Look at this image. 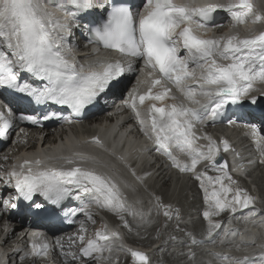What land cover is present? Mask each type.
I'll use <instances>...</instances> for the list:
<instances>
[{"label": "bare ground", "instance_id": "bare-ground-1", "mask_svg": "<svg viewBox=\"0 0 264 264\" xmlns=\"http://www.w3.org/2000/svg\"><path fill=\"white\" fill-rule=\"evenodd\" d=\"M32 1V3H33V5H34V8L36 9V11L39 13V14H41V16L43 17L44 15H49V16H52V13H53V15H54V17H56V15H57V12L55 11V9L54 8H56V9H59V10H62V11H64V8H62V7H60V5H58V4H54L53 5V9H54V11H53V9H52V6H51V3H50V1H54V0H31ZM18 2V0H13V2H11L12 3V6H14L16 3ZM7 4H8V0H0V26L1 25H6V28H4L2 31H3V35L2 36H0V39H2L5 43H8L9 42V37H10V28H9V25H8V23H7V21L5 20V16H4V14L7 12V9H6V6H7ZM66 3L65 2H61V5L62 6H64ZM142 6H143V4H142ZM140 8H141V6H140ZM253 20H249V19H246V25H245V28H249L251 25H253V24H255L254 22H252ZM252 22V23H251ZM250 23V24H249ZM222 31H225V28H223L222 29ZM75 57H81L82 58V60L85 62V64H91V63H93V62H97V61H99L100 60V55L97 53V52H95V50L93 49V48H87V49H80V50H78L77 51V53L75 54ZM99 118V117H98ZM259 120H261V119H259ZM77 125H81V124H77ZM54 131H59V129H56V130H54ZM229 133H230V136H231V138H233L234 139V141H235V143L239 146V148L240 147H242L243 145H245V142L246 141H244V137L241 135V132L240 131H228ZM72 136H75V137H78L79 139L80 138H83L82 136H81V134H78V135H72ZM51 137H53V132H52V134H51ZM50 137V138H51ZM50 138L47 140L48 142H50V141H53V140H50ZM54 142H52V144H53ZM82 143H83V141L80 143L81 145H82ZM196 144H198V143H196ZM84 145H86V144H84ZM86 146H88L91 150H94V145H86ZM15 150V149H14ZM14 150L12 151V154H14ZM79 150V149H78ZM241 151H243V150H241ZM242 153H244V152H242ZM242 153H240V154H242ZM87 154H90V152L89 151H87ZM95 154H97V155H95ZM53 155H55V151H50V152H45V153H42V157L43 158H47V159H49L50 157H52ZM103 154L99 151V150H94V153L92 154V155H86L87 157H89V156H96L97 157V159L96 160H94V162L92 161V160H86L85 161V163H84V165H85V167L90 171V173H93V174H95L97 177H98V180H95V179H93L92 180V182H98V181H102V182H105V183H107V182H110V174L113 172V170L111 169V167H107L106 165L107 164H109V163H107V162H105L104 160H102L101 159V156H102ZM84 156H85V154H80V151H78V156L77 157H79V158H84ZM98 158L99 159H101L102 160V162L100 161V160H98ZM129 158V157H128ZM257 158L258 157H255L254 158V161H256L257 160ZM24 159H27L26 158V155H23V154H21L20 152L17 154H15V156L14 157H10V159H6L8 162H10V165H14V167L16 168V176L21 172V175H19V176H17L18 177V179H20L21 178V176H22V173H23V171L26 169V168H28V164L26 163V162H22V160H24ZM92 159V158H91ZM135 159H136V161H143L144 160V158L143 157H139L138 155L135 157ZM113 162V161H112ZM255 167H257L256 165H249L248 166V169H252V168H255ZM35 166H34V169H33V171L35 170ZM259 170H260V168L259 167H257ZM160 171H161V175H164L165 173H166V175H165V177L164 178H167L168 180H165L164 182H163V184L161 185L160 183H161V181H162V179L161 178H156L155 179V181H154V183L156 184V186L157 185H161V186H164L165 188H168V192H170L171 193V191H173L174 193H176L177 191H178V189H179V187H180V182L182 181V180H186L185 178H187V180H188V177L186 176V175H183V177L181 176V175H175V174H171V171L169 170V169H167L166 167H162L161 169H160ZM15 176V177H16ZM177 176H180V178H177ZM232 181H236V184H237V186L236 187H240L241 186V184H240V178H238V177H235V178H229L228 180H227V182H225L224 180H221V183L220 184H217V185H215V187H214V189H211V191H214V192H216L218 195H220L223 199H221L220 201L223 203V204H227V210H234V209H241V210H247L246 208H245V206H247V204H246V201L249 199V196L250 195H252V192L251 191H247L246 189H245V196H244V201L243 202H239V203H237V205H231V204H229L228 202H227V200L229 199V192L230 191H227V192H225V193H222V192H219L216 188H218V187H224V186H226L227 187V185H228V182H230V183H232ZM264 181V180H263ZM210 185H213V183H216V182H214V181H210L209 180V182H208ZM262 186H264V184L262 185ZM20 189H19V193L22 195V186H21V184H20ZM229 188V187H228ZM258 188H263V187H260V186H258L257 187V189ZM243 189V188H242ZM256 189V190H257ZM193 191H194V194H195V197L196 198H198V201L196 202V199L195 198H192V200H191V205L193 204V205H195V204H197V203H199V202H201V196H199L198 194H196V188L195 187H193ZM240 191H238L237 192V194L239 193ZM255 193V195H257V196H261V195H264V191H262V192H259V191H253V194ZM6 196V195H5ZM10 196H12V199L11 200H14V193H13V191H12V193H7V201H9V198H10ZM226 196H227V200H226ZM239 196H242V194L240 193L239 195H238V197ZM237 198V197H236ZM205 200V199H204ZM220 201H219V203H220ZM260 202V201H259ZM261 204H262V206H263V209H264V203H262V202H260ZM233 204V203H232ZM1 207V212H4L5 210H6V207H7V202H6V200L2 203V205L0 206ZM244 207V208H243ZM186 210V209H185ZM248 211H250V210H248ZM169 212H172L171 210L169 211ZM21 214V213H20ZM228 214H229V212H228ZM227 213H221V214H218V213H216L215 211H214V213L209 217V218H211V219H215V223H214V228H208L209 230H217V226L219 225V224H223L222 223V221L223 222H225L226 221V216L228 215ZM261 214H263L264 215V212H261ZM26 216H28V215H26ZM256 216H260L259 215V212H257V214H256ZM165 218V217H164ZM167 218V217H166ZM261 220H264V217L263 218H261ZM167 221V220H166ZM232 221H233V223L231 224V225H227V227L228 228H231L232 227V225H235L236 227H239V229H240V231H241V237L244 239V241L245 242H247L248 244H243V243H237V241H234L233 242V239H229V240H227V257H232L235 253H239V252H241V251H245V250H247V251H250V252H255V248H256V246L257 247H260V244H262L261 243V236L262 235H257L258 234V230H252V228L254 227L253 225H251V224H248L247 226H244V225H246L245 223H241V222H239V221H236L237 223L235 224V222H234V220L232 219ZM168 222V221H167ZM172 222V221H171ZM152 223V222H151ZM169 223H170V221H169ZM173 223V222H172ZM152 225V224H151ZM172 225V224H171ZM153 226V225H152ZM167 226V225H166ZM260 228H262V229H264V223L263 224H261V225H258ZM169 227V226H168ZM183 227V226H182ZM153 228H154V226L152 227V228H149L150 230H148V232H147V235L144 237V240L142 241V243L141 242H138L139 244H141V245H144V246H146V241L147 240H152L153 239V237L154 238H160L161 239V237H160V235L157 233V231L156 232H154V234L152 233V230H153ZM174 229V228H173ZM155 230V229H154ZM174 230H176V229H174ZM174 230H172V233H173V231ZM167 232V231H166ZM165 232V233H166ZM85 233H87V230H85ZM163 233V232H162ZM167 233H171V231L170 232H167ZM171 233V234H172ZM174 233H176L175 231H174ZM249 236H253L254 238L253 239H249ZM62 239H64V238H62ZM163 242L161 243V245H160V247L158 248V250L156 251L157 252V254L158 255H153V254H151V255H149V256H147V259L149 260H147L148 262H151V263H153L154 264V262H155V258H160L161 260H163L162 258H164L165 257V254L162 252V250H161V248L162 247H164V248H166V247H168L169 245H171V244H173V243H178V241L177 240H175V241H167V242H164L165 240H167V238L166 239H161ZM243 245H248V246H243ZM149 249H151L150 247H149ZM234 252V253H231V252ZM204 253H207V252H205V251H202V252H199V254L198 255H200V254H204ZM122 256H124V253H121L117 258L119 259V261H118V263H116V264H126V260H124V259H122L123 257ZM146 258V257H145ZM197 259V258H196ZM195 259V260H196ZM208 260V258L207 257H201V258H199V263H202V264H204L203 263V261L204 260ZM128 264V263H127ZM145 264H147V263H145ZM218 264H225L224 262H218ZM229 264H232V263H229ZM238 264H243V263H238Z\"/></svg>", "mask_w": 264, "mask_h": 264}, {"label": "rangeland", "instance_id": "rangeland-1", "mask_svg": "<svg viewBox=\"0 0 264 264\" xmlns=\"http://www.w3.org/2000/svg\"><path fill=\"white\" fill-rule=\"evenodd\" d=\"M153 186H156V184L155 183H153ZM158 186V190H159V193L158 194H163V195H166L167 197H169L170 198V200L171 201H173L174 199H175V194L176 193H174L173 191H171V193L170 192H168V188H165L164 186H161V185H157ZM237 186V184H236V181H232V183H230V185L228 186L229 187V199L227 200V196H226V200H227V202L229 203V204H231V205H234V204H236L237 205V203H241V202H243L244 201V196H245V194L244 195H242V196H239L238 197V195L237 196H235L236 194H237V192L238 191H240V190H243V191H245V188H243L242 189V186H240V187H236ZM182 195V194H181ZM237 197V198H236ZM163 198L162 197H160V200H162ZM261 199H263V198H261ZM185 201H188V205H186V206H190L191 204V200H189V199H184ZM256 201H259L258 199H255V201H254V206H256L255 205V202ZM233 203V204H232ZM193 205V204H192ZM184 210L186 209L185 207L183 208ZM249 209V208H248ZM263 209H261L260 208V211H262ZM170 211V209H168V210H163V214H167L168 212ZM186 211H188L187 209H186ZM248 211V210H247ZM249 212V214H257V212H255V211H253V210H250V211H248ZM170 213H172V212H170ZM178 213H181V209H179L178 211H177V213L176 214H178ZM177 216V215H176ZM165 217V218H164ZM167 217V218H166ZM174 218H172V219H170L167 215H163V218H161V222L164 220V225H163V233L161 232V234H159L160 235V237H161V239H163V238H168V237H174L176 234H177V230H174L175 228H174V221H172ZM168 222H167V221ZM257 220H261V218H260V216H259V218H257ZM169 221H170V223H169ZM173 223H172V222ZM182 223H185L184 222V220H182ZM188 223H191V220H188ZM172 224V225H171ZM153 226H154V228H153V230H152V233L154 234V232H156V225L155 224H152ZM150 226L149 228H152L153 226ZM167 225V226H166ZM193 225V230L192 231H190V232H186V238H182V236H179L180 238H182L183 239V241H182V243H178V244H173V245H177V246H181V244H187V243H189V241H188V237H189V235L193 232V231H197V232H199L200 231V228H199V226H198V224L196 223L195 224V226H194V224H192ZM169 226V227H168ZM245 226V225H244ZM148 228V230H150ZM174 228V229H173ZM155 229V230H154ZM172 230H174L176 233H174V231H173V233H172ZM170 232L171 231V233H167V232ZM146 232H147V230H145V229H138V230H136V231H134V235L135 236H137V237H144V235L146 234ZM166 232V233H165ZM155 237V236H154ZM153 237V238H154ZM180 238L178 239V240H180ZM144 240V238L143 239H141L140 240V242L142 243V241ZM168 241V239L167 240H165L164 242H167ZM149 242V240H147L146 241V243H148ZM146 246H147V244H146ZM149 248V247H148ZM181 249H185V247H180ZM188 249H190V248H188ZM123 258L122 259H124V260H126L127 262H126V264L128 263L129 264V259H128V257L127 256H125V254H124V256H122ZM165 258V257H164ZM164 258H162V259H164ZM208 258V257H207ZM147 259V257L145 258V260ZM193 259H194V257H193ZM209 259V258H208ZM148 260V259H147ZM146 260V261H147ZM134 260H132V262H133ZM149 261V260H148ZM199 261V257L196 259V260H194L193 262H198ZM168 263L170 264V261H168Z\"/></svg>", "mask_w": 264, "mask_h": 264}]
</instances>
